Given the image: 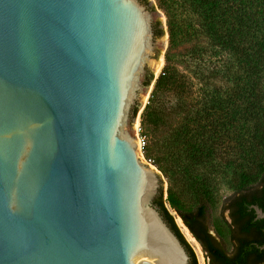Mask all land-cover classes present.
<instances>
[{"label":"water","instance_id":"obj_1","mask_svg":"<svg viewBox=\"0 0 264 264\" xmlns=\"http://www.w3.org/2000/svg\"><path fill=\"white\" fill-rule=\"evenodd\" d=\"M158 22L142 0H0V264H189L134 128Z\"/></svg>","mask_w":264,"mask_h":264},{"label":"trees","instance_id":"obj_2","mask_svg":"<svg viewBox=\"0 0 264 264\" xmlns=\"http://www.w3.org/2000/svg\"><path fill=\"white\" fill-rule=\"evenodd\" d=\"M183 1L193 9L192 13L201 24L198 35L204 34L212 50L237 56L238 61L249 69V75L255 76L264 61V40L250 37L259 25L253 8L254 3L259 7V0ZM154 29L156 36L165 35L160 22ZM168 34L166 64L141 115L142 134L150 139L144 156L164 174L174 176L178 173L187 177L194 205L185 206L172 188L165 200L161 188L154 206L185 246L190 256L189 264H198L197 257L167 203L199 242L209 264H264V220L257 219L254 210H250L252 205L264 210V133L257 132L251 138L253 142L247 144L243 133L247 121L242 117L245 110L240 104L233 102L232 105L231 97L223 96L216 89L206 93V103L197 100V85L192 77L178 69L173 53L179 37L187 36V32L181 33L169 18ZM152 80L154 75L149 77L147 85ZM254 96L250 112L248 109L247 112L250 120L257 124L263 114ZM255 108L259 110L255 112L257 118L253 115ZM137 114L138 108L134 118ZM228 145H234L236 153H227ZM228 161L237 166L232 182L233 194L225 199L223 206L226 211L230 201L236 204L232 214L234 222L225 218L229 237L226 242L221 234L217 236L211 232L210 212L214 198L210 181L213 174L223 170V165H228Z\"/></svg>","mask_w":264,"mask_h":264},{"label":"rangeland","instance_id":"obj_3","mask_svg":"<svg viewBox=\"0 0 264 264\" xmlns=\"http://www.w3.org/2000/svg\"><path fill=\"white\" fill-rule=\"evenodd\" d=\"M142 1L166 21V24L163 26L165 35L160 37L162 57L160 62L162 61L163 65L157 76L154 72V80L160 76L166 64L165 55L169 47L168 20L169 18H172L173 22L177 24L181 33L187 32V36L179 37L173 53L178 69L192 77L194 83L197 85V100L199 102L206 103V93L216 89L220 91L223 96H226L227 98L230 96L232 99V105L233 102L234 105L240 104L242 109L245 110L246 114H243L242 117L245 119V121H247L243 130L247 144L253 142L251 138L254 134H257V132L263 131L264 133V61L255 76L249 75V69H247L238 61L237 56L213 51L209 40L204 36V34L202 33L203 35H198L201 33V24L198 18L192 13L193 9L183 0ZM258 3L259 7H255L254 3L253 8L255 10V15L259 25H257L254 28V31L250 33V37L253 36V38H257L258 41H262L264 40V0H259ZM190 27L195 30L200 39L192 33ZM253 94H255L254 100L259 103L260 110L263 114V117L258 121L257 124H255V121L250 120L248 117ZM257 108H255L253 111L255 118H257L256 113L259 111ZM142 113V109L139 110L134 125L137 136H141L140 133H138V128L141 126ZM159 137L161 138V134H159ZM146 142L147 144L150 142L148 137H146ZM227 147V153H230L231 155L233 152L236 153L234 145H231V147L228 145ZM235 162L236 163L233 161L234 164H237V161ZM149 165H151L152 169L155 170L160 176L166 179L168 190L172 188V190L179 195L185 206L192 207L194 205V199L187 177H184L178 173H175L174 176L170 174H164L159 171L158 168L152 163H149ZM236 166L237 165H232L231 161H228V165H223V170L213 174L210 181V187L214 198V206L210 212L211 232L217 236H220L219 234H221L223 236L221 238L226 240V242H228L229 237L225 218L227 220L229 218L228 213L223 210V206L225 199L233 194L232 182ZM167 208L175 217V222L178 228L180 229L187 243L194 251L198 259V264H209L201 245L197 243L193 237V242L188 237H186L182 231V227L177 223V219L179 218L177 213L168 203Z\"/></svg>","mask_w":264,"mask_h":264},{"label":"flooded vegetation","instance_id":"obj_4","mask_svg":"<svg viewBox=\"0 0 264 264\" xmlns=\"http://www.w3.org/2000/svg\"><path fill=\"white\" fill-rule=\"evenodd\" d=\"M143 2V1H142ZM249 200L252 201L253 199L251 197H249ZM235 201H230L229 204H228V208L226 210V212L228 213V221L230 222H234V219L232 217V214H234V211H235ZM254 207H258L257 205H252L250 207V210L253 209L254 210V214H256V211L254 209ZM259 208V207H258ZM260 209V208H259Z\"/></svg>","mask_w":264,"mask_h":264},{"label":"bare ground","instance_id":"obj_5","mask_svg":"<svg viewBox=\"0 0 264 264\" xmlns=\"http://www.w3.org/2000/svg\"><path fill=\"white\" fill-rule=\"evenodd\" d=\"M162 61L158 64L156 70H155V74L157 76V74L160 72V70L162 69ZM177 223L182 227V231L184 232V234L186 235V237H188L192 242L194 241V239L192 238V235L189 233V231L187 230V228L183 225V222L180 218L177 219Z\"/></svg>","mask_w":264,"mask_h":264},{"label":"built area","instance_id":"obj_6","mask_svg":"<svg viewBox=\"0 0 264 264\" xmlns=\"http://www.w3.org/2000/svg\"><path fill=\"white\" fill-rule=\"evenodd\" d=\"M138 133H140V137H143V138H145V147L147 146V142H146V136H143V134H142V127L140 126L139 128H138ZM147 161V160H146ZM149 162V161H148ZM150 163V162H149ZM148 163V164H149Z\"/></svg>","mask_w":264,"mask_h":264}]
</instances>
